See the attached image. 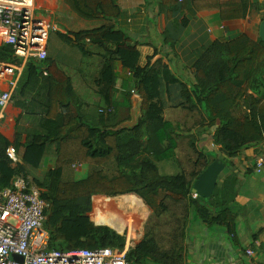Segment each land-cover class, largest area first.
<instances>
[{
    "label": "trees",
    "instance_id": "obj_1",
    "mask_svg": "<svg viewBox=\"0 0 264 264\" xmlns=\"http://www.w3.org/2000/svg\"><path fill=\"white\" fill-rule=\"evenodd\" d=\"M65 4L86 21L101 18L112 21L121 14L115 0H65ZM88 41L95 49H89ZM77 44L85 57L99 58V73L92 88L106 110L114 105L116 69L120 65L129 72L134 84L132 90L142 99V113L138 127L116 133L118 172L115 175L101 171L85 181L64 183L62 171L52 170L43 180L35 181L47 204L44 228L50 236L49 250H125L127 233L120 235L108 226H97L91 218L93 203L103 206L106 200L103 197L137 195L159 217L170 211L166 201L182 204L186 212L191 205L192 213L200 219L223 224L225 216L212 218L207 202L199 196L193 198V179L199 173H192L190 179L176 159L178 136L175 137L173 125L165 119V111L173 107L197 112L200 119L195 140L200 143V138L209 134L214 145L230 158L244 148L264 143V41L243 36L228 43L215 42L198 58L187 77L176 74L162 60L143 67L138 46L125 31L111 25L81 35ZM14 61L13 49L0 45V63ZM57 84L64 86L76 104L77 115L63 112L55 120L47 118L50 94ZM13 99L25 116L36 120L34 124L39 129H21L14 144L0 136V190L14 188L19 178L34 185L26 160L27 155L35 158L31 149L57 157L61 143L77 138L83 127L89 129V136L83 142L89 156L105 158L113 152L103 139L120 124L102 109L93 120H88L78 107L81 97L73 89L71 77L58 64L28 61ZM244 101H248L246 113L241 111ZM11 147H15L24 163H14L8 157L7 150ZM199 150L200 157H206ZM178 221L181 225L174 233L170 249L162 248L155 234L148 232L129 248L128 264H187L183 241L189 215Z\"/></svg>",
    "mask_w": 264,
    "mask_h": 264
},
{
    "label": "crops",
    "instance_id": "obj_2",
    "mask_svg": "<svg viewBox=\"0 0 264 264\" xmlns=\"http://www.w3.org/2000/svg\"><path fill=\"white\" fill-rule=\"evenodd\" d=\"M115 2L121 12L118 18L86 21L67 7L65 0H35L36 17L47 20L53 27L48 43V59L45 61L58 64L71 77L73 89L81 97V107H78L90 121L101 113V109L111 115L117 124L131 120L133 95L130 92L134 84L129 72L119 65L116 69L114 105L106 110V105L102 104L92 88L99 73V58L83 55L77 44L81 35L99 31L108 25L114 26L125 31L138 46L143 67L162 60L176 74L187 77L198 58L215 42L228 43L243 36L258 41L262 40L264 33V0ZM87 43L89 49H95L89 41ZM24 70L10 79L19 82ZM71 100L62 84L55 85L50 94L47 118L55 120L63 112L77 115L78 108ZM247 102L241 104L242 113L248 110ZM1 114L0 136L11 144H14L21 129H39L34 124L36 120L25 116L16 100ZM165 119L173 125L175 137L178 136L176 159L182 169L190 179L192 173H199L193 179L194 194L207 202L212 218L225 216L223 224L208 223L192 213L193 207L188 206V212L183 215H189L183 241L187 264H264V173H258L257 168L259 158L264 157V143L244 148L236 157L230 158L221 153L209 134H204L200 143L195 140L196 125L200 119L197 112L169 107L165 111ZM31 122L33 124L28 126ZM88 136V127H83L77 138L61 143L57 157L32 148L35 158L28 155L26 158L30 180L34 184L30 186L38 188L35 181L43 180L46 173L52 170L62 171L64 183L85 181L101 171L115 175L118 172L117 134L109 130L104 136L103 142L113 150L105 158L89 156L83 144ZM26 139L24 135L22 142L25 143ZM197 150L205 153L206 157H200ZM124 203L138 209L148 207L137 195L124 196ZM91 218L97 223L108 222L129 237L135 236V229L140 224V218L129 215L112 198H106L101 207L95 206L94 202ZM169 243H173L172 239ZM247 248L254 249V258L246 255Z\"/></svg>",
    "mask_w": 264,
    "mask_h": 264
},
{
    "label": "built area",
    "instance_id": "obj_3",
    "mask_svg": "<svg viewBox=\"0 0 264 264\" xmlns=\"http://www.w3.org/2000/svg\"><path fill=\"white\" fill-rule=\"evenodd\" d=\"M35 8V0H0V45L10 46L15 59L13 63H0L1 113L13 102L17 89L18 82L10 78L22 72L30 60L48 59L53 27L36 17ZM131 94L138 95L135 90ZM7 155L14 163L20 161L15 147L9 148ZM257 168L258 173H264V157L259 158ZM197 197L193 194L194 199ZM46 208L41 190L22 178L15 181L14 188L0 190V264H128L127 252L134 245L129 236L123 251L49 250L50 236L44 228ZM246 255L254 258V249L247 248Z\"/></svg>",
    "mask_w": 264,
    "mask_h": 264
},
{
    "label": "rangeland",
    "instance_id": "obj_4",
    "mask_svg": "<svg viewBox=\"0 0 264 264\" xmlns=\"http://www.w3.org/2000/svg\"><path fill=\"white\" fill-rule=\"evenodd\" d=\"M98 61L99 60H97V62ZM112 199L116 200V203L118 205L120 204L129 215H136L140 218V224L135 229V236L129 237L133 239V244L139 243L148 232H153L162 248L168 250L172 247L173 244L169 243V239H173L174 233L178 232V228L181 225L178 223V220L181 219V216L185 213L182 204L176 205L170 201H166V204L170 205L171 211L159 217L148 207H141L138 209L136 206L124 203V196H118ZM137 212L138 215L136 214ZM128 235L129 234H127V240Z\"/></svg>",
    "mask_w": 264,
    "mask_h": 264
},
{
    "label": "water",
    "instance_id": "obj_5",
    "mask_svg": "<svg viewBox=\"0 0 264 264\" xmlns=\"http://www.w3.org/2000/svg\"><path fill=\"white\" fill-rule=\"evenodd\" d=\"M262 40L264 41V33L262 34ZM141 113H142V99L139 95L133 96L132 98V108H131V120L126 121L124 123H121L118 127L113 129L115 133H118L120 130H125V129H134L139 126L140 118H141ZM216 127L214 128V130ZM197 194V193H196ZM103 197V196H102ZM103 198H108V197H103ZM95 222V221H94ZM97 226H107L104 224H98L95 222ZM110 227V226H108ZM111 229L115 230L117 233L120 235H124L125 232L120 233L116 229L110 227Z\"/></svg>",
    "mask_w": 264,
    "mask_h": 264
},
{
    "label": "bare ground",
    "instance_id": "obj_6",
    "mask_svg": "<svg viewBox=\"0 0 264 264\" xmlns=\"http://www.w3.org/2000/svg\"><path fill=\"white\" fill-rule=\"evenodd\" d=\"M96 223H97V221H96ZM98 224H102V223H98ZM103 224L111 227V225L108 224V222H103ZM112 228H113V227H112ZM114 229H115V228H114Z\"/></svg>",
    "mask_w": 264,
    "mask_h": 264
}]
</instances>
